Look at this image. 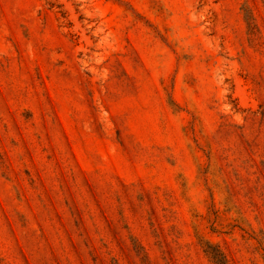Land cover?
Wrapping results in <instances>:
<instances>
[{"label":"rangeland","instance_id":"rangeland-1","mask_svg":"<svg viewBox=\"0 0 264 264\" xmlns=\"http://www.w3.org/2000/svg\"><path fill=\"white\" fill-rule=\"evenodd\" d=\"M264 264V0H0V264Z\"/></svg>","mask_w":264,"mask_h":264},{"label":"trees","instance_id":"trees-1","mask_svg":"<svg viewBox=\"0 0 264 264\" xmlns=\"http://www.w3.org/2000/svg\"><path fill=\"white\" fill-rule=\"evenodd\" d=\"M213 258L215 259V262L217 264H226L224 260V256L222 255L221 252H216Z\"/></svg>","mask_w":264,"mask_h":264}]
</instances>
